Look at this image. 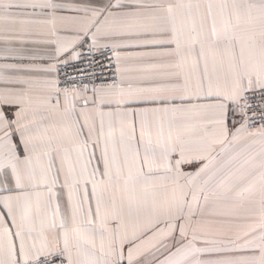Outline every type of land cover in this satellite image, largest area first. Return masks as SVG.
<instances>
[{
	"label": "snow or ice",
	"instance_id": "obj_1",
	"mask_svg": "<svg viewBox=\"0 0 264 264\" xmlns=\"http://www.w3.org/2000/svg\"><path fill=\"white\" fill-rule=\"evenodd\" d=\"M0 264H264V0H0Z\"/></svg>",
	"mask_w": 264,
	"mask_h": 264
}]
</instances>
